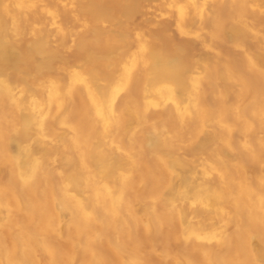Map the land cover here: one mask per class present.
Returning <instances> with one entry per match:
<instances>
[{"label": "bare ground", "instance_id": "obj_1", "mask_svg": "<svg viewBox=\"0 0 264 264\" xmlns=\"http://www.w3.org/2000/svg\"><path fill=\"white\" fill-rule=\"evenodd\" d=\"M156 1L0 0V264H264V0Z\"/></svg>", "mask_w": 264, "mask_h": 264}, {"label": "rangeland", "instance_id": "obj_2", "mask_svg": "<svg viewBox=\"0 0 264 264\" xmlns=\"http://www.w3.org/2000/svg\"><path fill=\"white\" fill-rule=\"evenodd\" d=\"M201 2V4L208 10V11H212L211 9L213 8L212 5V0H181V4L180 3H175L173 6V9L171 11H167L166 10V4L167 2H170V0H158L154 3H150L148 6H146V8L144 7L143 9V18L147 21V24L150 25L152 23H156V22H161V24L164 26L163 28H165L166 30H170L172 31L174 34H178V23L177 20L180 16V11L182 5H194L197 2ZM193 2V4H192ZM150 6V7H149ZM181 7V8H180ZM148 8L150 10H148ZM147 10V11H146ZM165 18V19H164ZM167 18V19H166ZM161 19V20H160ZM174 27V28H173ZM173 28V29H172ZM160 36L162 37V34H160ZM228 51V53H232V50L230 48L226 49ZM211 57L215 58L214 54H210Z\"/></svg>", "mask_w": 264, "mask_h": 264}]
</instances>
